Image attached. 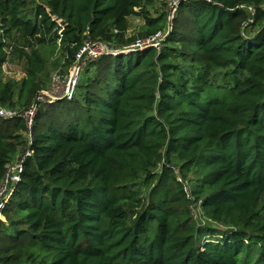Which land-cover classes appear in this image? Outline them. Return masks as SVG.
<instances>
[{
    "label": "trees",
    "instance_id": "16d2710c",
    "mask_svg": "<svg viewBox=\"0 0 264 264\" xmlns=\"http://www.w3.org/2000/svg\"><path fill=\"white\" fill-rule=\"evenodd\" d=\"M148 1L0 0V68L24 60L25 111L45 52L68 72L86 41L117 50L85 63L71 98L41 103L30 131L0 117V184L26 151L0 264H264V0H182L171 21ZM131 17L144 29L128 38ZM158 32L159 51L123 52ZM60 103L61 124L40 108ZM195 208L226 228L197 225Z\"/></svg>",
    "mask_w": 264,
    "mask_h": 264
},
{
    "label": "rangeland",
    "instance_id": "374dc122",
    "mask_svg": "<svg viewBox=\"0 0 264 264\" xmlns=\"http://www.w3.org/2000/svg\"><path fill=\"white\" fill-rule=\"evenodd\" d=\"M29 2V7L32 6L35 3L43 4L46 0H27ZM182 0H149L148 2H144L145 10L147 11V14L151 16L152 18L157 17L161 12H167L169 16V21L172 20L173 16L175 15V11L178 7L179 2ZM144 21L141 17H131L128 19V26H127V33L126 36L132 37L137 36L138 33H140L144 28ZM1 34V33H0ZM98 47H102V49L98 48L97 50H112V46H105L104 44L96 45ZM45 56V67L44 71L41 74L40 82L44 85L45 89H42V92H47L48 90L51 91L50 93H46V96H50L49 98H53L52 102H56L57 100L64 98L67 96V93L71 88H67L69 77L72 73H74L73 69L69 70L67 72L66 67H64V64L60 62L57 52L54 51H47L44 54ZM87 56V55H86ZM89 57V56H87ZM81 64V63H80ZM85 67V63L81 64V70L78 73V80L84 79L86 76V73L83 72V68ZM86 70V69H85ZM67 74V75H66ZM91 74V73H90ZM88 74V75H90ZM72 77V76H71ZM25 78V63L24 60L21 59L18 55H8L7 63H5L0 68V90L5 85H13V91H12V97L9 100V102L5 105H1L0 107L2 110H9V111H15V112H24L25 110L22 108V100H20L19 97V88L22 80ZM78 82V81H77ZM41 93V92H40ZM39 93V94H40ZM38 96V94H37ZM36 98V97H35ZM35 100V99H34ZM62 100V99H61ZM42 103H47L45 100H39ZM51 102V103H52ZM34 103V102H33ZM41 104V103H40ZM38 105V108L40 106ZM66 104L60 103L57 105H53L52 108H48L46 106H42L41 111L48 110V113L53 116L54 119H56L57 123L61 124V118L66 119L65 117V108H63ZM63 108V109H62ZM58 109H62V113H58ZM24 110V111H22ZM51 116V117H52ZM30 131V130H29ZM30 135V134H29ZM26 154V151L22 150V153L20 155H17L13 158L12 162L10 163L8 169L9 173L12 175V173H15V170H13L15 167H19V158ZM177 173V172H176ZM178 174V173H177ZM188 178L183 181V184L185 185V188L187 191H189L190 187H192L195 184V178L196 175L191 171L187 174ZM143 181L140 182L142 184ZM143 185V184H142ZM152 185V184H151ZM138 189V187H136ZM140 193L147 195V193L150 190V186H145L144 188L140 186ZM192 215L194 218V222L197 223V225H209L212 228L217 229H224L226 228L222 224H215L207 220L203 214L202 211L199 208H195L192 210ZM8 222L5 224V226H8Z\"/></svg>",
    "mask_w": 264,
    "mask_h": 264
},
{
    "label": "built area",
    "instance_id": "2783aa9c",
    "mask_svg": "<svg viewBox=\"0 0 264 264\" xmlns=\"http://www.w3.org/2000/svg\"><path fill=\"white\" fill-rule=\"evenodd\" d=\"M163 39H164V34L161 32H158L150 38H147L145 40L136 41L133 45L129 46L127 49L135 50V49H144V48L152 47L155 50L159 51L160 50V43ZM96 45H100V44L93 43L91 41H86L83 44L79 54L77 55V60H76L75 65L72 68H70L71 70L73 69L74 73H72L69 77L67 88L68 89L71 88V89L67 93V96H65L64 98H71L73 96V93H74V90H75V87H76V84L78 81V73L81 70V64L82 63L84 64L87 61H93L96 58H98L102 53L108 51V50H106V51L97 50L98 48L102 49V47H98ZM109 52H111V51H109ZM115 52H111V53H115ZM86 55L89 57H87ZM46 93L51 94V91L48 90L47 92H41L40 94H38V96H36L35 101L32 104V106L24 112L2 110L0 108V117L1 118H20V119H23L26 123L28 130H30L33 118H34L35 113H36V109L38 108V105L40 103H42L39 100H42V101L45 100L47 103H51L53 101V98L52 97L49 98L50 96H46ZM64 98H61V99H64ZM61 99H59V100H61ZM28 136L30 138V135H28ZM20 168H21V166L19 164L18 168L15 167L13 169V170H15V173L14 174L12 173V175L9 173L10 169H8L2 183L0 184V217H1L2 206L6 200V194L8 192L9 186H10V184L14 183L17 180V173L20 170Z\"/></svg>",
    "mask_w": 264,
    "mask_h": 264
},
{
    "label": "water",
    "instance_id": "95a60500",
    "mask_svg": "<svg viewBox=\"0 0 264 264\" xmlns=\"http://www.w3.org/2000/svg\"><path fill=\"white\" fill-rule=\"evenodd\" d=\"M133 49H124L123 50V52L124 51H126V52H131ZM111 52H115V51H117L116 49H112V50H110Z\"/></svg>",
    "mask_w": 264,
    "mask_h": 264
}]
</instances>
